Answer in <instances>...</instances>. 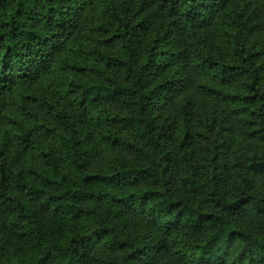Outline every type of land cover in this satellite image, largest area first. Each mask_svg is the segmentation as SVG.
Returning <instances> with one entry per match:
<instances>
[{
	"label": "trees",
	"instance_id": "trees-1",
	"mask_svg": "<svg viewBox=\"0 0 264 264\" xmlns=\"http://www.w3.org/2000/svg\"><path fill=\"white\" fill-rule=\"evenodd\" d=\"M107 1L110 0H0V103L12 91L35 84L48 73L56 60L68 72L79 71V65L62 58L61 52L72 36L79 32L78 22L87 7ZM144 1L140 7L142 11L148 9V2ZM226 2L152 0L151 4L160 12L168 13L171 18L169 34H179L184 41H193L199 30L210 28L208 31L212 32L211 28L222 18ZM121 10L117 11L119 15H114L115 29L110 32L108 40L119 45L121 54L98 52L97 55L105 66L122 72L125 82L70 80L69 84L65 83L66 98H72L69 109L45 101L58 125L52 131L64 150L66 161L57 157L53 149L45 148L39 151L43 169H27L29 172H26L18 166L16 155L5 160L3 152L7 149L0 150V229L5 226V218L10 226V235L0 238V264H87L93 246L91 236L104 240L107 246L129 251L122 259L123 264L143 260L144 252L138 243L124 241L113 233V229L103 226L107 216L103 209L102 212L99 208L92 212L96 222L89 227L92 234L85 235L83 218L89 214L83 205L108 200L111 205L108 213L117 204L134 211L143 209L151 197L170 195L167 176L173 169V156L166 144L167 127L156 124L152 103L167 98L173 82L183 84L184 98L193 94V86L197 85L204 95L213 98L258 105L263 125L260 134L264 139V81L256 55L252 47L246 45V8L242 6L237 21L232 20L228 24V53L221 52L217 58L207 50H196L192 54L193 48L175 44L171 51L158 52L164 59L162 64L156 60L155 45L143 50L139 43V32L145 28L132 26L123 17L125 11ZM150 18L153 19L152 16ZM148 22L143 26L148 27ZM95 29L101 31L102 25ZM156 70L160 73L172 70L173 74L156 84ZM178 73L179 80L175 81ZM198 74H211L217 84H196ZM237 82H245L241 95L224 91V86ZM118 103L133 112L123 115L109 109L110 105ZM70 110L89 115L90 120H83L90 127L108 123L130 131L136 140L145 142L156 153V160L138 145L123 142L116 135H106L105 139L114 146L139 154L146 164L129 169L118 168L113 173L90 172L88 160L91 151L85 148L87 137L78 128L80 119L73 117ZM9 120L19 131V146L28 149L31 132L25 122L14 117ZM88 139L93 141L95 137L89 135ZM216 142L217 145L209 151L207 162L209 182L199 180L195 173L189 180L196 192L211 198L218 208L231 214L250 209L256 215V221L250 230L244 231L233 227L224 218H217V225L205 243L192 249L194 261L196 264H264V197L254 195L250 181L243 177L240 193L231 201L225 198L218 188V137ZM244 159L249 172L264 177V155L252 153ZM66 162L70 167L69 173L64 166ZM149 180L157 183L161 192L145 191L125 196L113 192L126 184ZM173 207L169 203V208ZM155 209L159 213L161 204ZM183 212L195 229H202L214 220L213 216L203 215L190 206H185ZM173 223V220L168 221L169 226ZM161 246L163 250L168 248L164 242ZM232 254L235 258L230 263Z\"/></svg>",
	"mask_w": 264,
	"mask_h": 264
},
{
	"label": "rangeland",
	"instance_id": "rangeland-1",
	"mask_svg": "<svg viewBox=\"0 0 264 264\" xmlns=\"http://www.w3.org/2000/svg\"><path fill=\"white\" fill-rule=\"evenodd\" d=\"M142 1L144 0H110L87 7L78 22L79 32L72 36L65 45L66 49L61 52L62 58L76 62L81 71L68 72L62 68V63L56 60L48 73L41 76L35 84L16 89L1 101L0 150L7 149L3 152L5 160L16 155L18 166L26 172L41 171L43 165L39 151L51 148L57 157L66 161L64 150L52 131L53 128L57 129L58 125L48 104L70 108L72 98L67 99L65 95L67 90L65 83L69 84L70 80L95 83L108 82L111 79L125 82L122 72L105 66L97 55L98 52L121 54L119 45L108 41L111 37L110 32L115 29L114 15H119L117 11L121 9L125 11L123 17L132 26L145 28V31L142 32V29L139 32V43L143 50L155 45L156 60L162 64L164 59L158 52L171 51L170 48L175 44L181 45L182 48H193L192 54H195L196 50H207L217 58L221 52L228 53L227 48L230 49L228 24H231L232 20L237 21L238 12L243 6L247 9L246 45L252 47V52L256 55L255 60L258 66H261L264 81V0H227L222 18L211 28L212 32L208 31L210 28L199 30L193 41H184L183 36L179 34H169L171 18L168 13L160 12L151 4L152 0H145L148 2V9L142 11L140 8ZM122 10L120 12H123ZM147 22L149 26L144 27ZM99 24L102 25V30L95 31ZM155 72L156 84L167 80V76L173 74L172 70L164 73H160V70ZM179 74L174 77L175 81L179 80ZM203 75L198 74L196 84L201 82L217 84L211 74ZM244 84L245 82L231 83L224 86V91L241 95L244 92ZM193 87L195 92L184 98L183 84L173 82L167 98L154 100L152 103V116L156 124L167 127L166 144L173 156V169L167 176L170 195L151 197L143 209L134 210L135 212L117 204L113 206L111 213H108V208L111 207L108 200L86 202L83 205L89 214L83 218L85 235L92 234L89 227L96 222L92 212L99 208L101 212L103 209L107 213L103 226L113 229V233L124 241L138 243V247L144 252L143 260L131 264H196L192 249L205 243L217 225V218H224L233 227L244 231L250 230L256 221V215L250 209L231 214L218 208L211 198L196 192L189 178L195 173L199 180L209 182L207 167L209 151L217 145L218 137L219 191L227 200H233L240 193L242 178L246 177L251 183L252 193L264 197V177L249 172L244 159L247 154L264 155V139L260 134L263 125L258 112L259 106L213 98L204 95L198 90L197 85ZM109 109L123 115L133 112L122 103L110 105ZM70 113L80 119L78 128L87 137L85 148L91 151L88 160L90 172L113 173L118 168L129 169L146 164L139 154L126 151L119 145L114 146L105 139L106 135H116L123 142L134 143L156 160V153L145 142L136 140L130 131L108 123L90 127L83 120H90L89 115H84L78 110H70ZM11 117L25 122L30 130L31 146L28 149L19 146L20 141L17 137L19 131L9 120ZM89 135H93L95 140H89ZM64 166L69 173V164L66 162ZM145 191L161 192V188L149 180L129 183L113 190L120 196L142 194ZM169 203L175 207L170 209ZM158 204L162 206L159 213L155 209ZM185 206L195 208L203 215L213 216L214 220L206 223L202 229H195L186 219L183 212ZM169 220L174 221L171 226L168 225ZM8 234L10 235V226L8 219L5 218V226L0 229V238ZM91 242L93 246L87 264H123L122 259L129 253L127 250L107 246L104 240L99 241L93 236ZM163 242L168 247L165 250L161 246ZM174 243H177V246H174ZM234 258L235 255L232 254L230 263Z\"/></svg>",
	"mask_w": 264,
	"mask_h": 264
}]
</instances>
